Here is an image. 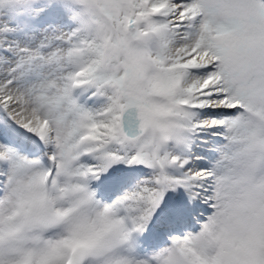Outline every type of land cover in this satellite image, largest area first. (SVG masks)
Masks as SVG:
<instances>
[{
  "label": "snow or ice",
  "instance_id": "6c2138e0",
  "mask_svg": "<svg viewBox=\"0 0 264 264\" xmlns=\"http://www.w3.org/2000/svg\"><path fill=\"white\" fill-rule=\"evenodd\" d=\"M0 264H264V0H0Z\"/></svg>",
  "mask_w": 264,
  "mask_h": 264
}]
</instances>
